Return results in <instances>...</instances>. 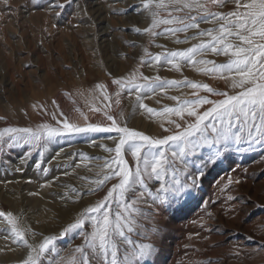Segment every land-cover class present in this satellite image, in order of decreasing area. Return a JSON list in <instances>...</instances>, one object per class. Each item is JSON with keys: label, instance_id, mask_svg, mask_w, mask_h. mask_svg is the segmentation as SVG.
<instances>
[{"label": "rangeland", "instance_id": "rangeland-1", "mask_svg": "<svg viewBox=\"0 0 264 264\" xmlns=\"http://www.w3.org/2000/svg\"><path fill=\"white\" fill-rule=\"evenodd\" d=\"M160 4L0 0V264H112L110 255L97 257L88 247L102 213L113 224L124 216L133 228L116 237V264H167L182 240L176 223L188 236L179 264H264V134L250 136L212 117L187 142L144 148L137 161L126 145L116 156L122 132L73 130L118 127L165 139L227 98L215 93L242 91L233 88L240 79L235 71H208L233 59L219 50L222 44L191 59L171 54L211 45L220 35L222 22H205V13L231 17L245 9L213 0ZM163 20L197 27L158 23ZM201 99L211 103L199 106ZM185 105H197L195 115L168 111ZM49 131L66 134L50 137ZM149 151L164 153L159 180L143 163L156 159ZM118 169L130 170L131 190L108 199L121 182ZM98 204L101 211L89 213ZM77 222L83 227L74 228ZM45 241L51 242L42 251ZM142 245L151 249L144 258Z\"/></svg>", "mask_w": 264, "mask_h": 264}, {"label": "snow or ice", "instance_id": "snow-or-ice-1", "mask_svg": "<svg viewBox=\"0 0 264 264\" xmlns=\"http://www.w3.org/2000/svg\"><path fill=\"white\" fill-rule=\"evenodd\" d=\"M207 2V0H205ZM229 2L236 3L237 8H243L244 11L233 12L232 16H221L219 13H205L202 17L205 19V22L211 23V17L222 22V26L219 28L220 35L213 36V42L211 45L202 44L199 48H193L189 52L181 53H172L173 57H181L182 59H191L193 54L196 52H203L205 49L215 53L217 51V45H223L219 50L225 54H229L233 59L219 67H213L208 71L221 75L226 74V72L235 71L240 75L239 81L233 83V88H241L242 91L239 94L227 96L226 93L217 92L216 95L226 96L227 98L216 104L214 108L209 111H206L203 115L197 116L196 123L189 124L187 129L180 133L179 135H172L165 139H158L152 141L147 136L140 135L135 132H130L127 129H121L118 127H85V128H74L75 133H91V132H122L123 138L120 139L118 147L115 152L116 156L120 157L121 148L125 145L127 146L128 151L136 158L137 161L141 160V152L144 148L151 150L152 148H160L162 146L168 145L170 142H187V138L195 136L198 132L201 131V125L205 120L215 117L221 122H227L229 125L236 123L243 128H246L248 134L251 136L253 132L264 134V0H213L217 6L225 5ZM176 4H180L181 0H175ZM161 4L157 7L162 6ZM187 6V5H184ZM145 7H149L148 4ZM155 15V14H154ZM183 23L186 27L195 28L196 24H187L183 20L173 21V20H163L158 21V23L170 24V23ZM180 29H173V31H179ZM231 37H235V42L230 40ZM258 38V39H257ZM247 45V47L243 46ZM159 62V57L156 58ZM201 63L207 64L209 62L202 61ZM214 63V62H213ZM191 87L198 89L203 87L204 91H212L207 86L197 85L195 83L191 84ZM211 103V101L201 99L199 101V106ZM197 105H192L191 108L188 105H185L183 109H169V112H182L187 111L189 116L195 115V112L192 110L196 108ZM183 118V117H181ZM252 125V127H248ZM68 127V126H66ZM21 132H28L29 130H17ZM167 131V129H165ZM51 136L64 135L66 133L62 131H49L47 133ZM31 135L36 136L38 134L31 133ZM127 137H136L139 141L143 143H137L135 141L127 139ZM235 142L240 143L243 139L241 135L235 136ZM146 156L154 155L155 160L144 159L143 163L151 164V173H155L156 179L161 178V169L163 168L166 160L164 158L163 152L158 153H145ZM117 160H114L113 163H117ZM215 158L212 157L209 159V163H214ZM122 163V161H121ZM118 172L121 174V182L118 186H114L113 189L108 194V199H112V193L119 192L121 195L124 194L126 190H131V172L130 170L118 169ZM139 175V172H137ZM113 176H107L105 179H112ZM102 183V181H98ZM141 183L143 181L141 180ZM159 191L163 192L165 189H160ZM143 195H150L146 193H140ZM174 195H180V190L177 189ZM153 199L160 200L161 203L165 201L160 197H154ZM107 203V200L104 204ZM135 201L132 202V206H135ZM104 204H98L96 207L89 210V213H97L101 211V208L104 207ZM127 211V207L125 208ZM3 215V214H0ZM104 218L97 221V227L94 232L91 234L88 247L91 250H95L97 257L104 256L108 257L110 255L112 264L117 262V252H118V242L116 237H123L124 228L127 227V230L131 232L133 230L131 224L127 221V218L121 216L117 219L116 223L113 224L111 218L103 214ZM123 221V222H121ZM74 228L79 229L83 227L82 222H77ZM72 229H69L71 231ZM19 236V240H23V236ZM51 241H45L42 247V251L48 248V245ZM130 242V241H129ZM141 258L146 257L150 254V246L142 245L140 246ZM83 251V250H81ZM83 264V262H82Z\"/></svg>", "mask_w": 264, "mask_h": 264}, {"label": "bare ground", "instance_id": "bare-ground-1", "mask_svg": "<svg viewBox=\"0 0 264 264\" xmlns=\"http://www.w3.org/2000/svg\"><path fill=\"white\" fill-rule=\"evenodd\" d=\"M216 188V186H213L212 189ZM203 214L199 215V217H197V221H200L201 219V216ZM196 217V216H195ZM194 218V217H193ZM192 218V219H193ZM199 218V220H198ZM164 219V218H162ZM188 223V222H187ZM173 226L179 230V232H181V236H182V240H179V241H176L175 243V246H174V254L172 256L171 259H169V262L167 264H179L180 261L184 260V258H186L187 256L185 255L184 256V251H185V248L183 247L184 243H185V239L188 237L186 234V229L183 228V225L182 224H173ZM187 226V225H185ZM184 226V227H185ZM191 232V231H190ZM184 235V236H183Z\"/></svg>", "mask_w": 264, "mask_h": 264}]
</instances>
